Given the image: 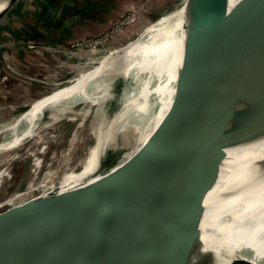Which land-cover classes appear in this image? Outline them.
Instances as JSON below:
<instances>
[{
  "label": "water",
  "instance_id": "water-1",
  "mask_svg": "<svg viewBox=\"0 0 264 264\" xmlns=\"http://www.w3.org/2000/svg\"><path fill=\"white\" fill-rule=\"evenodd\" d=\"M17 1L1 0L0 21ZM205 1L217 11L232 82L178 90L158 144L130 163L1 212L0 264L213 263L218 253L202 241L207 209L264 189V11L261 0ZM249 147L259 148V156L229 158ZM234 166L245 174L218 189L222 170ZM228 264L256 263L238 256Z\"/></svg>",
  "mask_w": 264,
  "mask_h": 264
},
{
  "label": "bare ground",
  "instance_id": "bare-ground-1",
  "mask_svg": "<svg viewBox=\"0 0 264 264\" xmlns=\"http://www.w3.org/2000/svg\"><path fill=\"white\" fill-rule=\"evenodd\" d=\"M261 3L264 11V0ZM217 15V11L208 6L205 0H182L148 26L138 38L109 51L92 69L80 73L69 84L55 88L50 94L33 101L31 109L16 120L0 125V135L7 133L0 139V155L6 156L0 159L1 188L11 176L8 165L17 155L12 153L13 150L28 138L40 141L36 123L46 109H51L50 122L47 123L49 125L58 115L72 111L80 101L96 105V114L100 116L94 129L96 141L84 152L86 154L78 167L71 166L60 176L58 182L46 181L39 188L35 177L42 159L36 157L33 178L22 191L1 200L0 208L8 206L7 209L12 210L37 203L53 192L65 193L112 173L158 144L175 113L173 103L169 102L174 101L178 90L193 88L204 92L217 90L224 82L231 83V65L225 67L224 63L228 62L229 57L226 56L225 46L218 43ZM211 55L210 63L208 60ZM215 58H221L222 66L217 65ZM117 74L132 81L130 87L119 95L112 88ZM213 75L217 79H213ZM107 98H114L116 103L103 112L102 102ZM0 107L2 111L5 108L9 110L11 104ZM91 107L88 106L83 114L89 113ZM80 113L82 112L77 110L74 115ZM24 120L27 123L19 126ZM78 132V129L74 132L67 154L79 139ZM125 143L128 147L119 151L116 162H109L103 167L109 149H119ZM44 149L45 147L41 151ZM258 156L259 148L254 147L229 152V158L237 162ZM54 171L50 169L44 175H54ZM244 174L243 166L223 169L217 188L226 187ZM202 227L205 249L218 253L212 264H224L232 252L245 242L250 245V255L254 262L264 264V189L247 197L231 198L209 207ZM227 238H230L231 243L226 248L217 247V244L224 245Z\"/></svg>",
  "mask_w": 264,
  "mask_h": 264
},
{
  "label": "rangeland",
  "instance_id": "rangeland-1",
  "mask_svg": "<svg viewBox=\"0 0 264 264\" xmlns=\"http://www.w3.org/2000/svg\"><path fill=\"white\" fill-rule=\"evenodd\" d=\"M78 1L82 11L77 15L69 11L60 18L58 26L50 23L46 10L40 8V0H18L0 21V105L11 104L9 110L5 108L2 111L0 107V121H3L0 125L16 120L31 109L33 101L92 69L109 51L138 38L148 26L182 0ZM131 82L122 74L115 75L112 82L115 94H121ZM113 103H116L114 98L104 99L103 112L112 108ZM88 106H92L90 112L83 114ZM96 107L91 102L80 101L72 111L58 115L50 125L47 123L50 122L51 109H46L40 121L35 122L40 141L28 138L13 150L12 153L17 155L8 165L11 176L0 188V201L24 189L33 178L36 157L42 159L35 177L39 188L46 181L58 182L71 166L78 167L86 154L84 152L96 141L94 129L100 119ZM77 110L82 113L75 116ZM26 123V120L21 124L19 121V126ZM75 129L79 130V139L67 154ZM4 135L7 133L3 132L0 139ZM126 147L128 144L125 143L116 152L110 148L108 163H115L119 151ZM50 169L55 170V174L44 175ZM7 208L1 207L0 213ZM238 256L253 260L249 243L235 249L224 264Z\"/></svg>",
  "mask_w": 264,
  "mask_h": 264
},
{
  "label": "trees",
  "instance_id": "trees-1",
  "mask_svg": "<svg viewBox=\"0 0 264 264\" xmlns=\"http://www.w3.org/2000/svg\"><path fill=\"white\" fill-rule=\"evenodd\" d=\"M62 0H46L41 2L40 8L45 9L47 12V17L50 19V23H55L56 26L60 23V18L67 15L69 11H72L70 14L77 15L78 12L82 10L79 8V1H73L67 5H62ZM52 25V24H51Z\"/></svg>",
  "mask_w": 264,
  "mask_h": 264
},
{
  "label": "crops",
  "instance_id": "crops-1",
  "mask_svg": "<svg viewBox=\"0 0 264 264\" xmlns=\"http://www.w3.org/2000/svg\"><path fill=\"white\" fill-rule=\"evenodd\" d=\"M41 2H45L46 0H40ZM63 2H62V5L64 6V5H67V4H69V3H71V2H73V1H78V0H62Z\"/></svg>",
  "mask_w": 264,
  "mask_h": 264
}]
</instances>
